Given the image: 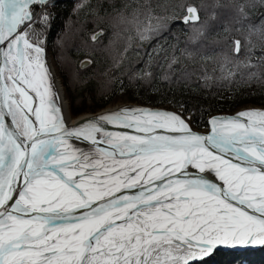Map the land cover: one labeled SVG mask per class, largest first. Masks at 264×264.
Wrapping results in <instances>:
<instances>
[{"label":"snow or ice","instance_id":"6c2138e0","mask_svg":"<svg viewBox=\"0 0 264 264\" xmlns=\"http://www.w3.org/2000/svg\"><path fill=\"white\" fill-rule=\"evenodd\" d=\"M46 4L0 0V264H200L221 245L264 246V109L213 118L207 135L174 113L130 108L68 128L35 27L49 17L32 9ZM186 11L185 23L199 21ZM146 18L141 40L162 28ZM248 30L264 39V24ZM257 61L225 57L221 78L257 69L241 78L264 80ZM81 138L95 147H75Z\"/></svg>","mask_w":264,"mask_h":264},{"label":"trees","instance_id":"16d2710c","mask_svg":"<svg viewBox=\"0 0 264 264\" xmlns=\"http://www.w3.org/2000/svg\"><path fill=\"white\" fill-rule=\"evenodd\" d=\"M183 1L186 3L193 1L195 4L197 2V0H154L152 5L155 8L161 3L163 6L168 4L179 6ZM251 1L255 3L254 0ZM87 4L89 5L85 7ZM119 10V7L116 9L114 5L104 0H86L84 3L82 0H63L56 2L48 14L46 36L49 51L51 58L56 62L66 90L69 109L74 117L86 110L85 94L90 98L93 107L99 110L111 104L119 92H125L130 98L138 101L152 98L153 105L169 103L173 107L180 108L184 113H189L190 123L197 129L205 127L206 119L210 114L228 111L243 104H264V84L254 88V83L249 85L239 78L240 72L231 77L230 82L226 81L229 79L219 81V76L222 77L220 66L225 61L217 56V62L213 63V56L207 54L212 52L210 49L202 51L200 56L197 54L183 56L178 50H174L171 57L172 60L176 57L173 74L169 73V68L164 62L166 57L162 56L164 48L173 46L172 38L169 40L164 36L152 37L137 46L129 37L128 42L118 50L111 49L115 41L111 31L117 24L115 19L122 12ZM182 16V12L175 14L172 23L176 25L175 21H177L179 38L184 41L186 33H183V26L180 23L194 25L199 24L200 19L183 23L180 21ZM248 16L252 24L256 25L264 18V13L259 9H252L248 11ZM110 17L115 18L111 20L114 25L108 23ZM186 31L188 32L187 29ZM223 33L218 31L216 40L220 39V34ZM94 35L97 36L95 41L92 39ZM141 47L143 50H138ZM152 47H157V52H154ZM179 47L180 44L175 49ZM150 48L152 49L148 51ZM233 55L235 59L238 53ZM241 56L239 55V58ZM245 58L243 56L240 59ZM196 59L198 61H195ZM165 61L170 60L167 58ZM201 61H209L212 65L208 66L209 68L202 67L201 63L198 68L195 67ZM155 63L158 67L151 69ZM232 68V64H227L223 75H227ZM185 69L191 70L184 74L182 72H185ZM261 69L262 67L259 71ZM243 70L245 69H241ZM220 93L225 95L223 99L226 105L218 104ZM250 251L215 252L200 264H264L263 246Z\"/></svg>","mask_w":264,"mask_h":264},{"label":"rangeland","instance_id":"374dc122","mask_svg":"<svg viewBox=\"0 0 264 264\" xmlns=\"http://www.w3.org/2000/svg\"><path fill=\"white\" fill-rule=\"evenodd\" d=\"M62 2L63 0H47V4L43 7H33V12L35 14L36 19L38 20L41 16L42 13H47L52 10L53 5L56 2ZM86 0H82L84 3ZM255 3H252L251 0H197L196 4L193 3V1L190 3L187 1L182 2L181 5L177 6L175 4H168L163 6V3L160 5L158 4V8H155L152 4L154 3V0H104V2L111 3L116 7V9L119 7L120 10L122 11L121 14H118V20L115 19L114 17H110L107 21L108 23H112L111 20L115 19L117 24L115 27H112L111 33L114 35L115 41L114 45L111 49L118 50L119 47H122L127 41V39L130 37L134 40V44L139 46L148 40H150L152 37H166L169 38V40L172 38L173 46L171 48H164L162 52V56L166 57L165 59H169L170 61H165L167 64V67L169 68V73L173 74L172 69L174 66H176L173 63V60L171 57L174 54V50H178L179 54H182L183 56L188 55V53H191L192 55H201L202 51L206 50H211L212 52H208L207 54L213 56V63L217 62V56L218 58H221L222 61H225V57H228L230 59H233V40H240L241 41V52L238 53L235 57L242 55L241 57L245 56L247 58H251L253 63H257V58L264 56V39H261L260 34L258 33H249L248 30V25L252 26H257L264 24V18L260 19L258 23L252 24L250 17L248 16L247 19H243L240 17V14L238 13V5L240 4H245L249 5L248 7L245 8L246 13L248 14L249 10L252 9H259L264 13V4H260L259 0H254ZM252 4H255V7H251ZM89 4H87L85 7H87ZM189 5H194L198 9V15L200 17V22L199 24H195L197 27L203 26V35H199L195 30L193 25L189 24H181L183 26V33L185 34L186 38L184 41H181L179 38L180 36V31L178 30L179 26L177 21L176 25H173V17L175 14L182 12L183 16L180 17L182 18L180 21L184 22V17L188 15L186 9L187 6ZM85 9V8H84ZM151 12L152 17L155 18H161L160 23L162 24V28L159 32L155 34H150V39L146 40H141L140 37L137 35V27L143 28V26H146L148 24V19L146 18L148 16V13ZM49 16V15H48ZM152 19L151 23L156 24L157 19ZM191 21V20H190ZM188 21L187 23H189ZM192 22V21H191ZM113 24V23H112ZM114 25V24H113ZM173 25V26H172ZM36 29L38 30V34L41 37L42 44L41 46L44 49V52L47 53L48 57L50 58L51 66L52 69H54V73L56 77L60 80L61 88L63 90L64 99L65 101L68 102L67 106L69 107V101L66 96V90L64 85H62V79L60 78L59 70L56 66V62L51 58V53L49 51L50 47L48 46V38H47V33H46V27L47 25H41L37 23L35 25ZM174 28V29H173ZM188 30V32L186 31ZM218 31L224 32L223 35L220 34V39H217L218 36ZM116 35V36H115ZM195 37V40L193 39ZM132 40V41H133ZM188 41V42H187ZM250 41V43H248ZM180 47L178 49H175L176 46ZM132 45V44H131ZM153 48V47H152ZM152 48H150L148 51H150ZM156 48V49H155ZM153 48L154 52H157L158 48L155 47ZM127 50V48L125 49ZM138 50H143V47H141ZM155 57V56H153ZM240 57V58H241ZM202 58H204L202 56ZM154 59V58H153ZM120 61V57L118 59ZM195 61H198L196 59ZM152 62V61H151ZM203 64L202 67H208L212 65L211 62L209 61H201L198 64H196L195 67H199L200 64ZM218 65V63H217ZM158 67V64L155 63V65L151 67V69ZM209 68V67H208ZM191 70V69H190ZM188 69H185V72L183 71L182 73L186 74V72L190 71ZM257 69H245L241 72L247 73L248 71H256ZM262 74H264V66H262V69L260 70ZM241 72H240V77L241 78ZM189 73V72H188ZM242 79V78H241ZM225 79H222L221 76H219V81L223 82ZM244 80V79H242ZM209 81V80H208ZM207 81V82H208ZM227 82H230L229 80H226ZM245 81V80H244ZM256 83H255V82ZM219 82V83H220ZM247 84L251 85L254 83V88L257 87L258 85H263L264 80H253L252 82H246ZM204 86V85H203ZM253 89V88H252ZM65 90V91H64ZM220 100L218 104H224L225 103V95L220 93ZM224 98V99H223ZM242 99V98H241ZM240 99V100H241ZM84 100H85V112L80 113L79 115L85 114L86 116L89 114H95L97 112H100L101 110L104 109H111L114 107H122V106H135L138 108H160L162 110L169 111L171 113L177 114L178 116L182 117L186 122L189 127L196 131V132H201V133H206L208 130V127L206 126L205 122V127L204 128H194L191 125V117H189V113H184L180 108L173 107L169 103L162 104L160 106L158 105H153V99H147V101H138L133 98H130L125 92H119L114 100L111 102V104L107 105L104 108L95 109L92 105V102L88 95H84ZM118 104V105H117ZM123 104V105H122ZM110 106V107H109ZM257 108L258 107L261 109H264V104L259 105V104H243L239 107L232 108L231 110L228 111H220L219 113H213L210 114L209 117L206 119L209 120L210 117L214 116H220V115H231L232 113H235L236 111H239L241 109H252V108ZM226 109V108H223ZM72 113V112H71ZM75 116V117H79ZM262 247L260 245H257V248L255 246H249L250 248L248 250H243L242 252H248L250 250H257L259 247ZM221 247V246H220ZM215 252H224L222 250H217L215 249L212 254ZM230 252V251H226ZM224 252V253H226ZM233 253H237L232 251ZM231 252V253H232ZM211 254V255H212ZM209 257V256H207ZM205 257V259H207ZM204 259V260H205Z\"/></svg>","mask_w":264,"mask_h":264},{"label":"water","instance_id":"95a60500","mask_svg":"<svg viewBox=\"0 0 264 264\" xmlns=\"http://www.w3.org/2000/svg\"><path fill=\"white\" fill-rule=\"evenodd\" d=\"M124 108H130V109H138V110H144V111H164L160 108H146V107H143V108H138V107H135V106H122V107H113L111 109H104V110H101L100 112H97L95 114H89L87 116H84L83 118H79V120H75L73 122L71 121H68V123H65V125L68 127V128H74L80 124H83L85 123L86 121H92V120H97L99 117L101 116H104L108 113H111V112H115V111H118L120 109H124ZM253 109V108H252ZM256 109V108H255ZM242 110H245V109H241L239 111H236L235 113H232L231 115H220V116H214V117H210L209 120L206 121V126L208 127V130L206 133H201V132H196L194 130H191L194 132V133H197V134H200V135H207L209 132H210V124L209 122L213 119V118H216L218 120L220 119H225V118H232V117H236L237 114L239 112H241ZM165 112H169V111H166ZM171 113V112H170ZM177 115V114H176ZM104 123L105 127L109 130V131H112V132H122V133H127V134H131V135H137L138 133L135 132L134 129H120V128H117L115 125H112V124H107L106 122H102ZM189 126V125H188ZM158 132L160 131H165V130H157ZM74 142H78L79 144H83L84 146L83 147H87V149L91 150L93 147L91 142L90 141H84L82 138L77 141V140H73ZM72 141V142H73ZM102 147H107V145H102ZM126 191H128V189H126ZM124 191V192H126ZM133 191H136V189H133ZM259 247V246H258ZM250 247L249 246H240L237 248H233V247H220L218 246L216 249L218 250H222L224 252L226 251H234V252H242L243 250H248ZM255 248H257V246H255ZM215 250V249H214Z\"/></svg>","mask_w":264,"mask_h":264},{"label":"bare ground","instance_id":"6f19581e","mask_svg":"<svg viewBox=\"0 0 264 264\" xmlns=\"http://www.w3.org/2000/svg\"><path fill=\"white\" fill-rule=\"evenodd\" d=\"M44 58L46 60V66L50 69V73H51V80H52V83L54 85V89H55V92L58 94V98L56 99V104L60 107V109L62 110V114H63V119H64V122L65 123H68V121H75V120H79V118H83L84 116H86L85 114H82V115H79V117H74L73 114L71 113L69 107L67 106L68 102L65 101V97H64V93H63V90L61 88V84H60V80L56 77L55 73H54V69H52V66H51V62H50V58L48 57L47 53L44 52ZM63 85V84H62ZM65 91V90H64ZM64 94V95H63ZM34 95V94H33ZM39 104V100L38 98H36L34 100V106H38ZM118 105V104H117ZM123 105V104H122ZM128 106V105H127ZM110 107V106H109ZM114 107V106H113ZM256 108V107H255ZM253 108V109H255ZM110 109V108H109ZM257 109V108H256ZM258 109H260L258 107ZM262 109V108H261ZM246 110V109H245ZM244 111V110H242ZM34 119V117H33ZM187 123V122H186ZM160 132H163L164 134H168L166 133L165 131H160ZM75 147L77 148H82V149H85V150H89L87 149V147H83L84 145L83 144H79L78 142H72ZM123 191H126V189H124ZM132 192H135L133 191V189H128V191H126V193H132ZM119 194V193H118ZM117 194V195H118ZM234 203V202H233ZM250 211V210H249ZM221 247H224L226 248L227 246H223L221 245ZM240 247V246H238ZM264 247V246H263ZM233 248H237V247H233ZM251 252V251H250Z\"/></svg>","mask_w":264,"mask_h":264}]
</instances>
